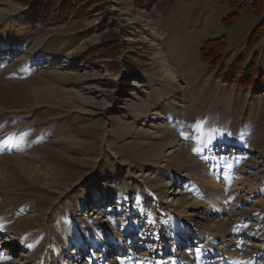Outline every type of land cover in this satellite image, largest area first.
I'll return each mask as SVG.
<instances>
[{
    "label": "rangeland",
    "instance_id": "1",
    "mask_svg": "<svg viewBox=\"0 0 264 264\" xmlns=\"http://www.w3.org/2000/svg\"><path fill=\"white\" fill-rule=\"evenodd\" d=\"M40 1L0 0V264H264V15Z\"/></svg>",
    "mask_w": 264,
    "mask_h": 264
},
{
    "label": "trees",
    "instance_id": "2",
    "mask_svg": "<svg viewBox=\"0 0 264 264\" xmlns=\"http://www.w3.org/2000/svg\"><path fill=\"white\" fill-rule=\"evenodd\" d=\"M140 6H145L147 3L150 2V0H135ZM171 2H174L175 0H170ZM230 5L239 11H254V12H260L261 15H264V0H228ZM63 2L64 4L60 7V17H64L66 15V12H69L72 9V5L75 3H82V0H53V3H51V6H55L56 9L58 5ZM45 0H41L38 3V9H43ZM83 5V4H82ZM83 7V6H81ZM235 12L233 15H230L228 18H225V23L231 25L233 24L237 19L239 14ZM264 27V22L262 25H260L258 28H256L253 33L251 34L248 46H252L253 44L257 43L260 36L262 35L261 31H264L262 28ZM223 37H217L214 39L207 40L201 47V49L204 52V57L208 60H212L215 64H222V57H223V51L225 49V43L223 42ZM115 44L112 50H116V45L119 46L117 39H114ZM249 71L257 72L259 73L258 79L253 81L255 85L263 86L264 85V69H258L256 66H252L249 68Z\"/></svg>",
    "mask_w": 264,
    "mask_h": 264
},
{
    "label": "bare ground",
    "instance_id": "3",
    "mask_svg": "<svg viewBox=\"0 0 264 264\" xmlns=\"http://www.w3.org/2000/svg\"><path fill=\"white\" fill-rule=\"evenodd\" d=\"M162 63L161 64H163L166 68H164L166 71H168V73H170L171 74V76L173 75V73L170 71V69H168V67H167V65H166V63H165V61H163V58H162ZM215 134V133H214ZM218 135H219V133H216L215 134V137L216 138H219L218 137ZM215 180L216 181H213L215 184H217L218 183V180H217V176L215 177ZM181 190L180 189H178V191H173V193L174 194H178L179 192H180ZM175 198V197H174ZM95 211H96V209H95ZM225 222H221V224L223 225ZM211 226V225H210ZM3 238V240L1 241V243L2 244H10V242H12L11 241V239L8 237V236H3L2 237ZM225 238V237H224ZM224 242V244H226V241H223ZM100 246V245H99ZM120 247L118 248V253L116 254H114L113 256H112V258H110V260H111V262H112V264H119L120 263V260H121V256L123 255L122 253H125V251H123V249H124V243H122L121 245H119ZM12 248H11V252H15L14 250H17V249H19L18 248V246H17V244H13L12 246H11ZM103 247V246H102ZM76 252V250H72L71 252ZM97 253H96V252ZM98 251H101V250H99V249H95V250H91L90 252H92L91 253V256L89 255L88 257H87V259L85 260V263L86 262H88V261H91V260H94L93 258L95 257V256H101V255H99V253H98ZM189 251V249L188 248H186L185 250H184V252H188ZM76 261H82V260H79V258L78 259H76ZM122 261V260H121ZM51 263V262H50ZM131 263V262H130ZM124 264H125V262H124Z\"/></svg>",
    "mask_w": 264,
    "mask_h": 264
},
{
    "label": "snow or ice",
    "instance_id": "4",
    "mask_svg": "<svg viewBox=\"0 0 264 264\" xmlns=\"http://www.w3.org/2000/svg\"><path fill=\"white\" fill-rule=\"evenodd\" d=\"M197 128H200L201 125L198 123L197 125H195ZM4 127V125H0V130H2V128ZM210 132L212 133H219L220 130L218 128H211ZM215 138V137H213ZM23 143V141L21 139L16 138V133H8L6 134V136L3 139H0V150H4L6 148H19L20 145ZM194 151H196V149H194ZM27 247L31 248L33 247L32 244H28ZM200 249H196V252H199ZM11 259V256H5L3 255L2 252H0V260H9ZM235 264H247V262H242V261H237L235 262Z\"/></svg>",
    "mask_w": 264,
    "mask_h": 264
}]
</instances>
